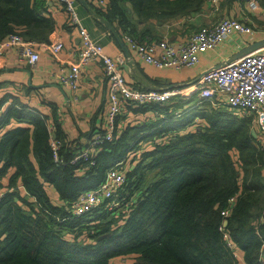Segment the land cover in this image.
<instances>
[{"label":"trees","instance_id":"16d2710c","mask_svg":"<svg viewBox=\"0 0 264 264\" xmlns=\"http://www.w3.org/2000/svg\"><path fill=\"white\" fill-rule=\"evenodd\" d=\"M125 1L140 22L158 23L199 11L205 2ZM255 1L264 8V0ZM119 2L110 0L108 12H97L112 26L116 23L121 35L135 37V25ZM50 8L47 0H0V43L15 34L48 42L57 26ZM190 101L194 104L187 100L129 107L143 115L157 111L164 118L128 126L114 141L98 147L95 165L89 167L70 164L77 146L61 138L56 122L55 138L62 142L58 162L46 116L23 107L1 114L0 188L5 177L9 184L0 199V264H120L115 261L128 257L137 264H240L220 231L222 212L233 197L236 202L227 218L232 241L246 264H264V159L253 143L250 121H239L197 95ZM185 107L190 108L174 115ZM12 120L26 126L4 131ZM191 124L196 129L186 128ZM157 137L161 143L143 149L139 161L128 159L143 141ZM235 149L243 169H237ZM126 161L120 206L74 216L70 207L80 195L98 187L111 168ZM48 188L57 193L59 204Z\"/></svg>","mask_w":264,"mask_h":264},{"label":"crops","instance_id":"0c3cea01","mask_svg":"<svg viewBox=\"0 0 264 264\" xmlns=\"http://www.w3.org/2000/svg\"><path fill=\"white\" fill-rule=\"evenodd\" d=\"M74 2L81 25L88 30L91 39L102 47L103 53L107 56L122 59L119 64L120 72L133 89L189 91L194 83L198 82L210 70L232 64L248 53L264 52V44L254 46L257 43H264V8L257 4V8L252 9L249 6V0H220L218 11L213 10L211 0H205L201 10L187 11L164 23H158L155 19L140 22L129 2L125 0L119 2L122 10L127 13L129 20L135 25L133 35L142 42L167 40L177 46L201 27L211 25L222 17L240 18L247 15L256 26L258 25L256 34H242L238 38H231L219 49L202 54L199 64L194 69L181 70L173 67L160 69L137 57L124 42L117 24L112 26L98 14V0H74ZM109 2L110 0H106L107 8L103 12H108ZM50 10V15L57 24L56 31L50 37L55 33L61 35L66 48L58 57L41 49L40 60L35 68L30 67L26 61H22L15 51L8 52L0 59V117L11 107L28 108L49 119L52 137H56V122L62 139L74 143L77 148L85 149L105 122L104 117L108 108V81L101 64L90 63L82 69L77 91L61 84V77L69 73L70 65L75 60L73 50L80 47L82 38L79 28L71 24L69 14L61 5L52 4ZM111 28L118 33L124 47L120 45ZM124 48L128 50L129 56ZM160 54L161 52L157 53V55ZM192 96L177 97L172 105L187 100L193 105V101H190ZM189 108L185 107L180 111H187ZM124 111L125 113L119 119L120 128L116 136H119L128 126H135L149 119L164 118L163 114L156 118L152 112L143 115L137 113L136 109ZM237 120L250 121L249 127L253 143L263 154L264 159V131L261 126L254 125L253 119L238 118ZM193 125H188L186 128L188 130L196 129ZM19 126L26 125L12 120L4 128V131ZM160 139L157 137L154 140L155 143ZM151 142V140L143 141L140 148L142 150L151 149ZM232 156L237 164V169L240 166L243 169V162L238 150H233ZM10 173H14V170ZM262 183L264 184V167ZM2 184L0 196L8 190L9 178L5 177ZM20 191L22 195L26 194L23 187L20 188ZM47 191L54 203L61 202L54 189L48 188ZM239 255L244 259L243 252Z\"/></svg>","mask_w":264,"mask_h":264},{"label":"built area","instance_id":"2783aa9c","mask_svg":"<svg viewBox=\"0 0 264 264\" xmlns=\"http://www.w3.org/2000/svg\"><path fill=\"white\" fill-rule=\"evenodd\" d=\"M211 1L213 10L218 11L220 0ZM47 3L65 6L71 24L79 28L82 38L80 47L73 50L75 60L70 65L69 73L61 77V84L77 91L82 69L90 63L101 64L108 81V108L104 117L105 122L85 149L77 147L73 149L74 158L70 163L72 166L95 165L98 147L114 141L120 128L119 119L125 113L124 110L145 105H172L177 97L182 98L186 95L187 97L197 95L201 102L209 101L215 108L227 109L237 119H253L254 125H260L264 131V52L248 53L232 64L210 70L194 83L189 91L181 89L137 90L128 85L126 78L120 72L119 64L122 59L120 57L114 59L104 54L102 47L91 39L88 30L81 25L74 0H47ZM97 6L105 10L106 0H98ZM249 6L255 10L257 2L249 0ZM257 29L258 27L252 22L250 16L243 15L240 18H219L211 25L201 27L177 46L167 40L141 42L128 34L123 35V40L137 57L160 69L171 67L179 70L194 69L199 64L202 54L219 49L231 38H238L239 35H254ZM65 48L63 37L56 33L45 43L27 41L15 34L0 43V59L8 52L15 51L22 61H26L30 67L35 68L40 60L41 49L58 57ZM158 52L161 54L157 55ZM154 114L159 115L157 111ZM181 114V111H177L174 115L180 116ZM198 122L196 120L194 124ZM1 136L0 133V139ZM162 136L165 137L167 134L164 133ZM156 143H161V141ZM51 146L55 160L58 162L57 152L62 147V142L53 137ZM126 163L127 161L115 165L107 172L105 180L98 187L80 195L70 207L71 213L79 217L98 209L115 211L120 206L121 194L126 187ZM235 202L236 198H231L228 208L222 212L224 223L220 231L226 247L240 264H246L232 241L230 231L227 230V218ZM261 260L264 262V248Z\"/></svg>","mask_w":264,"mask_h":264},{"label":"rangeland","instance_id":"374dc122","mask_svg":"<svg viewBox=\"0 0 264 264\" xmlns=\"http://www.w3.org/2000/svg\"><path fill=\"white\" fill-rule=\"evenodd\" d=\"M152 145L155 144V141H152L151 142ZM142 149L140 148V150H133V151H130L129 152V155H130V158L128 157L129 160L131 159H134L133 161L134 162H137L139 161L138 159L140 158L139 154L141 153ZM235 151V150H234ZM138 154V155H136ZM127 159V160H128ZM126 167V165L124 166ZM151 178V177H150ZM141 193V192H140ZM238 253H241V251L238 249ZM116 263H120V264H137V260L134 259V258H123V259H120V260H116L115 261Z\"/></svg>","mask_w":264,"mask_h":264},{"label":"water","instance_id":"95a60500","mask_svg":"<svg viewBox=\"0 0 264 264\" xmlns=\"http://www.w3.org/2000/svg\"><path fill=\"white\" fill-rule=\"evenodd\" d=\"M111 30H112V32L114 33V35L117 37L118 41L120 42V45H121L122 47H124L125 45L122 43V41H121L120 36L118 35V33L115 32L113 28H111ZM263 42H264V41H263ZM261 44H264V43H257V44L254 45V46L257 47V46H260ZM124 49H125V48H124ZM125 52L127 53V56H129V52H128L127 49H125Z\"/></svg>","mask_w":264,"mask_h":264}]
</instances>
